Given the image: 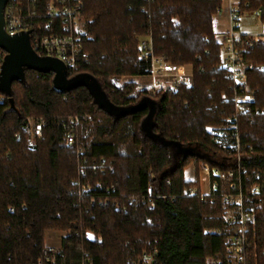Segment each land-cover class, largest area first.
<instances>
[{
    "label": "trees",
    "instance_id": "obj_1",
    "mask_svg": "<svg viewBox=\"0 0 264 264\" xmlns=\"http://www.w3.org/2000/svg\"><path fill=\"white\" fill-rule=\"evenodd\" d=\"M37 1L44 6L49 0ZM83 1L90 59L68 74L76 85L57 91L52 73L26 68L22 79H13L8 88L0 86V264H50L42 260L49 231L71 233L59 249L58 264H78L80 251L89 252L94 264H129L150 243L159 248L157 264H206L209 258L224 257L223 238L208 233L224 227L220 200L184 196L200 185L202 163L221 165L224 153L207 127L220 125L233 111L223 101L231 95V81L219 67L214 21L223 0ZM243 1L252 11L262 10L264 23V0ZM149 28L156 54L175 64H194L193 86L152 96L135 82L117 83L122 76L144 75L139 39ZM246 60L264 66V43L247 53ZM248 81L258 91L255 105L264 109V69L249 71ZM85 110L92 112L94 132L104 128L101 137L107 143L124 120L132 121L116 153L94 151L81 128L88 160L105 158L113 167L87 176L99 184L88 193L79 184L81 157L75 146L66 144L61 127L64 119ZM151 111L152 132L143 126ZM27 118L44 122L41 138L26 130ZM241 130L252 147L243 150L244 164L264 186V116L242 118ZM165 142L195 149L175 157ZM192 163L195 180L185 174ZM149 187L154 197L167 195L156 198L155 209L140 205L117 210L116 202L126 205L130 196L147 193ZM102 200L109 203L101 205ZM90 232L94 240H88ZM250 239L264 263V213Z\"/></svg>",
    "mask_w": 264,
    "mask_h": 264
},
{
    "label": "built area",
    "instance_id": "obj_2",
    "mask_svg": "<svg viewBox=\"0 0 264 264\" xmlns=\"http://www.w3.org/2000/svg\"><path fill=\"white\" fill-rule=\"evenodd\" d=\"M229 16L230 28L226 33L216 34V40L221 46L222 64L228 79L231 81V95H225L223 101L231 103L233 111L222 119L220 125L207 127L210 139L224 153L220 163L211 164L206 161L201 164L199 186H194L184 192V196H197L203 201L220 200L224 210V227L210 229L223 238L224 257L209 258L206 264H264L255 251V245L250 239V232L259 214L264 213V186L256 176L249 174L243 160V150L252 149L244 141L242 118L253 119L264 116V109L255 105L257 89L248 81L249 71L263 65L248 62L246 54L256 45L264 43V31L255 35L243 34L240 31L242 19L255 17L262 21V10L252 11L250 3L243 0H225ZM83 0H49L44 6L37 0H7L4 9L5 30L9 35L28 33L31 46L41 57L60 60L66 66L68 74L75 72L87 64L90 54L85 49L83 30ZM208 40V38H206ZM208 53V52H207ZM7 52L0 48V76ZM139 58L144 62L143 72L151 82L147 92L156 96L171 93L178 86H193L195 66L193 63L175 64L164 55L155 52L153 32L149 28L139 39ZM204 71L203 68L200 70ZM88 113L70 116L61 122L66 144L75 146L81 157L79 164V184L84 193L96 190L97 185L87 181L89 174L113 171L112 163L105 158L89 161L87 151L79 135L81 128L90 123ZM26 130L33 137L41 138L44 122L27 118ZM220 159V158H219ZM196 179V168L193 163ZM170 184V181H168ZM167 195L153 196V188L147 193L130 196L126 205L116 202L117 210H127L129 206L146 205L150 210L156 207V198H166ZM176 197H174L175 199ZM109 200H102L101 205H107ZM95 204V201L93 202ZM14 211V208H11ZM93 220V217L90 218ZM71 233H65L64 238ZM88 240H94L93 233H88ZM102 242V237L97 238ZM60 250L57 246L47 243L43 249L42 260L50 264H58ZM158 246L150 243L142 254L129 264H157ZM78 264H94L87 251L79 252Z\"/></svg>",
    "mask_w": 264,
    "mask_h": 264
},
{
    "label": "water",
    "instance_id": "obj_3",
    "mask_svg": "<svg viewBox=\"0 0 264 264\" xmlns=\"http://www.w3.org/2000/svg\"><path fill=\"white\" fill-rule=\"evenodd\" d=\"M7 0H0V48L7 52L4 65L1 72V87L8 88L13 79H22L26 68L35 71L52 73L54 75V87L57 91H64L76 85V82L70 80L66 66L58 59L39 56L31 46L28 33L19 35H9L5 30L4 9ZM78 82V81H77ZM153 113H149L143 123L150 132L153 129ZM171 148H179L180 151L188 155L195 148L191 146H175L173 143H164ZM165 170L161 176L165 175Z\"/></svg>",
    "mask_w": 264,
    "mask_h": 264
},
{
    "label": "rangeland",
    "instance_id": "obj_4",
    "mask_svg": "<svg viewBox=\"0 0 264 264\" xmlns=\"http://www.w3.org/2000/svg\"><path fill=\"white\" fill-rule=\"evenodd\" d=\"M225 0L223 3V8L219 11V13L216 15V18H214L215 21V29L216 31H222L226 29L227 24L224 22V18L227 16V13L224 9L225 7ZM254 18V19H252ZM247 18L242 20V29H248L245 27L247 24L248 27H251L250 29H257V18L251 17L249 21H245ZM86 17H83V30L86 32V24L88 21H86ZM135 82L137 84V88L139 90L146 91L149 88L150 85V78L146 76H122L119 79H117V83L119 85L126 83V82ZM1 79H0V84H1ZM4 99L3 96H0V101ZM145 112V111H144ZM81 113H88L91 116L90 123L88 125H84V130H85V136L91 137V143L93 150L96 152H114L116 153L119 149V147L124 144L127 136H129L131 129H132V121L130 120H124L120 126L118 127L115 137L113 139L112 143H107L105 139L101 137V134L104 132V128L101 127L99 128L96 132L93 131L92 128V112L85 110L82 111ZM139 118V115H135L133 120L137 121ZM137 143L138 140H135ZM185 174L186 178L189 180H194L195 173H194V167L193 163L190 164L188 167L185 169ZM65 232L62 231H49L47 232V243L51 245L57 246L59 249H61L63 245V240H64Z\"/></svg>",
    "mask_w": 264,
    "mask_h": 264
},
{
    "label": "crops",
    "instance_id": "obj_5",
    "mask_svg": "<svg viewBox=\"0 0 264 264\" xmlns=\"http://www.w3.org/2000/svg\"><path fill=\"white\" fill-rule=\"evenodd\" d=\"M223 3H224V0H223ZM225 11H226V2H225V7H224ZM227 13V11H226ZM216 18V15L215 17ZM251 17H247V19L245 21H249V20H252L250 19ZM245 19V18H244ZM243 20V19H242ZM224 22L227 24V27L226 29L222 30V31H216L215 29V32L216 34H223V33H226L229 28H230V21H229V16L227 14V16L224 18ZM248 24V23H247ZM245 25L246 28L248 29H242V21H241V24H240V31L243 33V34H248V35H255V34H258L260 31H264V23L262 21H260L259 19H257V29H250L251 27H248V25ZM137 77V76H136Z\"/></svg>",
    "mask_w": 264,
    "mask_h": 264
},
{
    "label": "flooded vegetation",
    "instance_id": "obj_6",
    "mask_svg": "<svg viewBox=\"0 0 264 264\" xmlns=\"http://www.w3.org/2000/svg\"><path fill=\"white\" fill-rule=\"evenodd\" d=\"M173 150H174V153L176 154L175 157H179L181 155V153H183L182 151L179 150V148H176V147H174Z\"/></svg>",
    "mask_w": 264,
    "mask_h": 264
}]
</instances>
